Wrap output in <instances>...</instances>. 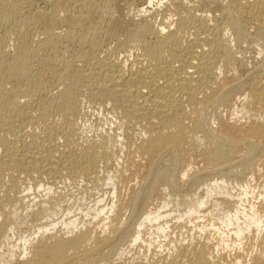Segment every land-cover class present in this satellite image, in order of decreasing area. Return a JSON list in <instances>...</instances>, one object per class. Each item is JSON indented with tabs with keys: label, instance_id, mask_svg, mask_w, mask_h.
<instances>
[{
	"label": "bare ground",
	"instance_id": "6f19581e",
	"mask_svg": "<svg viewBox=\"0 0 264 264\" xmlns=\"http://www.w3.org/2000/svg\"><path fill=\"white\" fill-rule=\"evenodd\" d=\"M139 2L0 0V264H264V0Z\"/></svg>",
	"mask_w": 264,
	"mask_h": 264
},
{
	"label": "rangeland",
	"instance_id": "374dc122",
	"mask_svg": "<svg viewBox=\"0 0 264 264\" xmlns=\"http://www.w3.org/2000/svg\"><path fill=\"white\" fill-rule=\"evenodd\" d=\"M141 2L143 3V0H141ZM139 2V3H141ZM158 7V5H153V6H149L148 8H152V7ZM149 17V16H148ZM147 17V18H148ZM154 19V15H150V19ZM159 16L157 17V20H158ZM250 42V44H248ZM257 43H255V41L253 40H249L246 42V46L245 44L243 45V47H241V51H244L243 52V55H244V58L243 60H240L242 59L243 55H242V52L240 54V52H237L236 53V60L234 62L233 65H231L229 68H228V75H230V77H237L238 75H244L247 71H249L251 68H253L257 63H260L261 61V58L262 60H264V56L263 54H260L258 53L257 51H259V48H261L260 45H256ZM248 45V46H247ZM259 47V48H258ZM245 48V49H244ZM257 50V51H256ZM238 55V56H237ZM240 55V56H239ZM242 55V56H241ZM258 55V56H257ZM260 55V56H259ZM240 61V62H239ZM242 63V65H241ZM241 65V66H240ZM239 66V67H238ZM236 69V70H233V69ZM231 73H230V72ZM237 72V73H234V72ZM237 94L233 95L229 101L227 103H225L223 108H220V116H219V119L220 120H223L225 121L226 123H233L236 121V119H238L239 117L235 114V110L236 111H239L240 109V102H239V99L237 98V96H241L240 94ZM227 105V106H226ZM221 106V107H222ZM234 106V107H233ZM238 106H239V109H238ZM95 108V109H94ZM98 109V110H97ZM90 110V109H89ZM95 111V112H94ZM105 114V115H104ZM233 114V115H231ZM94 116V117H93ZM107 116V117H106ZM109 114H107V111L105 113V111L101 110L100 112V109L99 108H96V107H93V114H88L87 117L88 119L86 118V120L90 123H92L93 125V133L95 134H98L101 130V132L105 131V130H110L111 127H113V125L108 122L109 121V118H108ZM232 117V119H230ZM93 118V119H92ZM103 118V119H102ZM105 118H108L105 119ZM241 119V120H240ZM93 120V121H92ZM217 120V121H216ZM231 120V121H229ZM234 120V121H233ZM244 120L243 118H239V121H242ZM96 121V122H95ZM103 123V124H102ZM218 126V119H215L214 117V123L213 125L214 126ZM103 125V126H102ZM110 127V128H109ZM100 128V129H99ZM105 128V130H104ZM108 128V129H107ZM97 131V132H96ZM100 132V133H101ZM200 146V147H199ZM143 160V161H142ZM188 162V164H187ZM187 162L186 164H183L180 168L179 166L177 167V171L178 172H181V170L183 169H186L187 170V176L184 177L182 176V179L183 181L185 180V182H183V190L184 191H189L191 189V183L190 181L188 180V177H191L192 174H197V172H199L200 170L202 171L205 170V155H204V147L202 145H191L190 148H189V153H188V158H187ZM202 163V164H201ZM190 164V165H189ZM190 167V168H188ZM189 169V170H188ZM142 171V172H141ZM148 171V165H147V159L145 158H142L139 162V165L136 167V171H134V173L131 175V180H130V184H128V189L129 191H133V190H136L137 188H139V185L141 184V180L142 178L146 175ZM136 176V178H135ZM138 179V180H137ZM188 180V182H187ZM159 182L156 181V185H154L153 187V190H152V193L149 194L148 198H147V202L146 204L151 207V206H156V205H159L160 201L162 200V197H164L165 193H166V190H165V182L164 180L161 178L158 180ZM135 182V183H134ZM138 182V183H137ZM187 185V186H186ZM162 186V187H161ZM103 189V188H102ZM105 190H107V188H104ZM98 190L97 192V196H106V191L105 190ZM155 190V191H154ZM102 193H101V192ZM165 191V192H163ZM100 193V194H99ZM152 194V195H151ZM151 195V196H150ZM158 203V204H157ZM125 213H128V211H126ZM181 222H177L176 224L174 223L172 227L173 228V231L174 230H177V228L179 229L180 227V224ZM183 228V229H182ZM187 226H183L180 228V230H186ZM149 231V230H148ZM146 231V233L144 234V237H150V234L149 232ZM149 234V235H148ZM173 234V232H171V235ZM139 245H135V246H127V249L126 250H123V253L122 255L120 256V258L118 259H115V260H131V256L134 258L136 257L135 259L137 260L138 256L140 255L141 256V251H142V248H140V246L138 247ZM126 247V246H125ZM134 247V248H133ZM137 249V250H136ZM136 250V252H134ZM127 251V252H126ZM130 251H131V254H130ZM139 253H138V252ZM126 252V253H125ZM136 253V254H135ZM138 254V255H137ZM125 255V256H124ZM135 255V256H134ZM127 256V257H126ZM122 257V258H121ZM132 258V260H133Z\"/></svg>",
	"mask_w": 264,
	"mask_h": 264
}]
</instances>
